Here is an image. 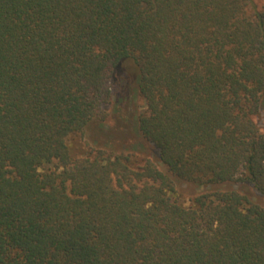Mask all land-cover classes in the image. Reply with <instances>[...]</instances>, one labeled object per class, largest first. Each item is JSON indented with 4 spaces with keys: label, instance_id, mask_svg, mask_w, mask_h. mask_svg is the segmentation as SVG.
Returning <instances> with one entry per match:
<instances>
[{
    "label": "trees",
    "instance_id": "trees-1",
    "mask_svg": "<svg viewBox=\"0 0 264 264\" xmlns=\"http://www.w3.org/2000/svg\"><path fill=\"white\" fill-rule=\"evenodd\" d=\"M261 116L253 0H0V264H264Z\"/></svg>",
    "mask_w": 264,
    "mask_h": 264
},
{
    "label": "rangeland",
    "instance_id": "rangeland-1",
    "mask_svg": "<svg viewBox=\"0 0 264 264\" xmlns=\"http://www.w3.org/2000/svg\"><path fill=\"white\" fill-rule=\"evenodd\" d=\"M253 2L259 10L264 7V0H253ZM122 98L116 96L113 103L105 108L103 116L105 118H103L102 123L105 129L111 133L110 141H112L108 145L120 151L131 152L139 157L156 159L158 151L142 140L137 129L138 118L145 109L143 98L137 92H134L130 99L123 101ZM256 122L260 129L264 131V116L257 118ZM88 139L89 136L85 139L74 138L70 141V144H72L74 151L81 155L90 148ZM182 192L184 200H188L195 194V191L189 188H183Z\"/></svg>",
    "mask_w": 264,
    "mask_h": 264
}]
</instances>
